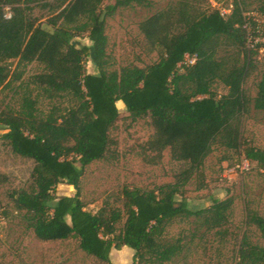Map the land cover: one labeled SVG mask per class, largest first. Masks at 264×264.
I'll use <instances>...</instances> for the list:
<instances>
[{
    "label": "trees",
    "instance_id": "trees-1",
    "mask_svg": "<svg viewBox=\"0 0 264 264\" xmlns=\"http://www.w3.org/2000/svg\"><path fill=\"white\" fill-rule=\"evenodd\" d=\"M37 1L0 0V94L19 97L17 108L0 101V130L5 131L0 141L33 162L28 189L9 195L26 227L41 242L74 238L84 254L103 264H110L112 250L124 247L133 251L135 264L172 262L186 247L184 237L164 239L175 220L193 219L221 236L232 198L214 199L200 210L177 199L192 181L196 190L205 188L204 164L215 149L246 160L243 173L254 166L264 190V150L242 136L250 107L264 117V77L253 99L243 90L259 48L247 46L246 23L256 36V24L244 14L247 0H233L226 15L218 10L192 14L186 3L154 13L138 31L157 61L118 70L108 68L107 19L133 4L149 7L147 0H63L46 20L51 32L32 16ZM258 12L264 15V2ZM82 36L90 46L74 44ZM185 56L194 63H184ZM88 60L97 73H87ZM31 64L39 71L25 79ZM36 92L53 103L67 99L69 106L52 104L43 113ZM117 102L131 122L147 121L153 132L140 152L147 164L155 165L169 150L171 159L185 167L172 182L151 190L124 188L122 209L105 205L92 213L80 199V181L85 167L117 146L110 136L119 120ZM6 181L0 173V186ZM62 183L75 194L55 198ZM245 223L264 240V216L247 208ZM237 258V264H264V247L243 237Z\"/></svg>",
    "mask_w": 264,
    "mask_h": 264
},
{
    "label": "rangeland",
    "instance_id": "rangeland-1",
    "mask_svg": "<svg viewBox=\"0 0 264 264\" xmlns=\"http://www.w3.org/2000/svg\"><path fill=\"white\" fill-rule=\"evenodd\" d=\"M63 0H38L32 4V16L47 31L52 29L46 20L57 10ZM149 7L131 5L116 11L107 19L106 35L108 37L109 70H118L122 66L145 67L157 61L155 53H149L138 31V24L156 12L164 11L180 3H186L192 14L218 10L228 14L233 0H147ZM264 0H247L245 16L259 28V48L253 54V67L243 84L245 93L253 99L257 84L264 77V15L258 12ZM113 4L114 0H106ZM251 34V32H250ZM253 37V35L251 34ZM77 46H90L85 36L74 39ZM254 49V48H252ZM225 50L220 52L224 55ZM89 74L97 73L92 60L86 62ZM36 64L26 67L24 78L37 73ZM219 93H224L222 88ZM38 107L43 113L52 104L66 108L67 99L50 102L39 92ZM0 101L14 108L19 105V97L9 92L0 94ZM119 120L110 131V136L117 142L111 155L93 162L85 167L80 181V199L87 210L96 213L109 205L122 209V190L124 188L151 190L156 186L173 181V176L181 171L185 164L175 162L170 151L163 152L155 165L147 164L141 156V148L152 135L147 121L131 122L121 102L116 104ZM5 131L0 130V135ZM242 136L253 146L264 150V117L250 107L243 119ZM227 158L226 161H222ZM242 160L241 156L222 149H215L204 164L205 188L196 190L194 181L190 182L177 201H185L188 209L200 210L208 207L212 200L233 199L229 223L221 234L206 232L197 226L193 219L175 220L167 228L164 239L167 241L184 237L185 251L172 262L166 264H237V251L243 237L252 245L264 247V240L257 229L247 226L246 209L264 216V190L258 170L251 166L247 173L231 171ZM33 168L31 160L19 157L0 141V173L7 181L0 186V262L3 264H103L87 256L79 248L77 240L72 238L64 242H41L26 227L20 214L11 203L9 195L14 191L28 189L30 173ZM75 194L73 187L59 184L54 192L55 198L71 197ZM110 264H135L133 251L122 248L112 250Z\"/></svg>",
    "mask_w": 264,
    "mask_h": 264
},
{
    "label": "built area",
    "instance_id": "built-area-1",
    "mask_svg": "<svg viewBox=\"0 0 264 264\" xmlns=\"http://www.w3.org/2000/svg\"><path fill=\"white\" fill-rule=\"evenodd\" d=\"M227 12L229 13V10ZM6 17H9V15H6ZM247 20H249V19H247ZM248 25H249V23H246V26H245L249 32V36L247 39V46H248V48L252 49V48H255V46L259 45V43H260L259 36H257L259 34V28L256 24V30H255L256 36L252 37L250 34L251 28ZM194 60L195 59L192 57L185 56L184 63L191 65L194 63ZM248 165H249L248 162L246 160L242 159L240 161V163L238 165H236L231 171H239L240 173H243L244 171H246L248 169Z\"/></svg>",
    "mask_w": 264,
    "mask_h": 264
}]
</instances>
